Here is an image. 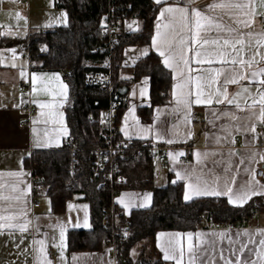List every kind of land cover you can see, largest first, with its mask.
<instances>
[{
  "label": "crops",
  "instance_id": "0c3cea01",
  "mask_svg": "<svg viewBox=\"0 0 264 264\" xmlns=\"http://www.w3.org/2000/svg\"><path fill=\"white\" fill-rule=\"evenodd\" d=\"M152 1L159 10L151 42L124 49L119 76L121 80H131L137 63L155 54L172 75L171 91L165 104L151 109L150 79L143 77L130 84L125 97L127 107L119 128L121 138L167 147L170 150L168 166L161 168L154 164L155 187L182 184L186 203L219 198L235 208L244 207L254 199H260L261 204L245 226L217 224L213 227L212 222L209 227L195 231L158 232L154 241H143L135 246L131 258L136 262L152 254L155 261L176 264L175 259H164L165 250L172 255L173 249L184 246L182 264H189L187 237L191 234V243L202 252L196 264L201 261L208 264L209 260L212 264H225V260L237 258L241 264H246L249 259L264 264V259L258 260L256 255L264 252L259 243L264 240V195L252 196L239 204L230 203L228 195L224 194L197 195L189 187H203L205 181L213 186L211 182L216 180L214 187L223 192L225 180L234 178L235 183L230 186L237 192L253 180V175L255 181H259L256 171L264 166L261 159L264 156V120L260 118L262 106L258 103L259 90L264 89V84L260 83L264 80V74H261L264 60L256 53H264V26L260 21L264 17V6L261 0ZM221 4L224 7H212ZM167 8L184 9L185 13L165 12ZM196 12L223 29L212 27L206 33L202 32L208 39L207 44L200 41L203 48L193 43ZM201 23L207 26L206 20L202 19ZM67 24V12L58 6L57 0H0V30L13 43L0 50V217H14L11 223L27 226L23 232L18 228H0V264H114L111 253L102 248L69 251V233L92 228L88 202L77 196L61 212H55L47 192L36 197L33 193V173L28 165L33 154L60 150L70 137L66 115L69 88L63 71L39 70L34 66L25 54L26 42L33 33ZM143 29L144 21L132 16L121 22L120 33L130 35ZM224 39L233 42L241 39V57L245 60L254 57L257 63L247 68L217 62L220 57L216 53L222 50ZM190 49L211 55L196 57ZM161 51L164 56L160 55ZM228 51L231 52V48ZM182 56L187 59V66L182 63ZM165 59H170L173 66H166ZM196 59H212L213 62L197 64ZM218 70H223L224 75L217 76L214 82L206 79L208 72ZM252 72L257 75L252 76ZM238 73L244 78L236 83L226 81L225 77L230 80ZM197 77H204L200 80L201 103H195ZM209 93L211 103H206L204 99ZM253 99L257 103L254 104ZM28 106L32 108L31 114L25 109ZM141 110L151 111L150 121H143ZM181 156H187L189 160L181 163L178 160ZM260 185L264 182L259 181V185L252 187L255 191H264ZM186 195L192 198L185 199ZM35 200L40 202L39 208L34 207ZM152 202L153 191L146 189H124L117 199L118 207L127 219L134 210L150 208ZM85 217L88 227L83 226ZM5 222L0 220V223ZM78 223L81 227H76ZM242 245L246 247L241 250Z\"/></svg>",
  "mask_w": 264,
  "mask_h": 264
},
{
  "label": "trees",
  "instance_id": "16d2710c",
  "mask_svg": "<svg viewBox=\"0 0 264 264\" xmlns=\"http://www.w3.org/2000/svg\"><path fill=\"white\" fill-rule=\"evenodd\" d=\"M111 1L116 7L131 6V12L120 11L119 17L135 16L144 21L142 32L130 35L120 33L112 56L116 90L120 92L139 79L148 77L151 81V109L165 104L171 91L172 75L157 55L151 54L139 61L131 80L124 81L119 76L124 49L151 42L159 6L152 0ZM57 4L67 12L68 24L31 34L26 48L37 69L65 73L69 88L67 124L70 137L74 140L73 146L83 151L80 156L84 164L75 175H71L69 152L62 148L35 152L28 165L33 176L40 177L48 187L47 195L51 199L53 211L61 212L77 196L89 203L92 228L89 231H71L68 247L70 252L98 251L113 234L108 217L111 198L101 180H90L87 159L91 150L106 145L103 137L106 127L102 118L108 108V94L105 90L87 86L86 75L91 69H99L106 60L107 40L101 28L108 12L109 0H57ZM122 21L123 18L120 23ZM10 46L13 43L0 30V50ZM126 107L124 103L118 112V129ZM150 110L140 111L143 121L151 120ZM120 138L118 132L117 139ZM145 146L148 144L135 141L123 155L118 154L116 157L120 174L127 178L123 190L153 191L152 206L132 211L128 218V235L122 237L118 234L116 238L120 264H163L152 258L134 262L131 258L132 250L143 241H154L156 234L162 231H195L209 227L212 222L236 226L243 219H252L256 209L260 208V199H254L241 208L232 207L225 199L219 198L197 199L186 203L182 184L155 187V163L148 153L136 158L138 149ZM121 230L122 227L119 228Z\"/></svg>",
  "mask_w": 264,
  "mask_h": 264
},
{
  "label": "built area",
  "instance_id": "2783aa9c",
  "mask_svg": "<svg viewBox=\"0 0 264 264\" xmlns=\"http://www.w3.org/2000/svg\"><path fill=\"white\" fill-rule=\"evenodd\" d=\"M25 2L27 0H19ZM131 12L132 8L130 5H122L116 7L109 0L108 12L105 16V22L102 25L101 33L106 38L107 44L105 47L106 60L99 66V69H91L86 75V85L89 87H96L105 90L108 94V108L104 113L102 122L106 127V131L103 134L106 142L105 146L95 148L90 151L89 158L87 159L90 180L96 182L101 180L102 186L110 193L111 204L108 209V217L110 218L111 225L113 228V234L111 238L105 240L102 244V249L111 253L114 264H120L117 254V241L118 234L125 237L128 235L129 222L124 216L121 209L118 207L117 199L123 191V187L127 184V178L120 174L116 157L118 154L123 155L129 148L132 147L133 142H129L125 139H117V134L120 130L117 127L118 112L125 103L126 98L116 90L114 84L113 67H112V56L116 44L119 41L120 30H121V19H125L122 16L119 17V12ZM261 24L264 26V17L261 18ZM25 54L30 57V51L28 47L25 50ZM24 88L30 86L23 85ZM26 111L31 114L32 108L30 106L25 108ZM74 140L69 137L63 146L70 155V174L75 175L76 172L84 164V160L81 159L80 149L73 146ZM148 153L151 160L161 168H166L170 160V150L167 147L161 145H148L139 148L137 151V157H141L143 154ZM179 162L186 163L189 158L187 156H181L178 158ZM256 177L259 181L264 182V166L259 167L256 171ZM48 191L42 179L38 176H33V193L34 196L44 194ZM34 207L39 208L40 202L35 200ZM258 215V212H256ZM124 218V219H122ZM212 218V216L210 217ZM247 220L243 219L238 222L236 226H245ZM213 227H216V223H212ZM233 227V225H227ZM122 230L119 231V228Z\"/></svg>",
  "mask_w": 264,
  "mask_h": 264
},
{
  "label": "snow or ice",
  "instance_id": "6c2138e0",
  "mask_svg": "<svg viewBox=\"0 0 264 264\" xmlns=\"http://www.w3.org/2000/svg\"><path fill=\"white\" fill-rule=\"evenodd\" d=\"M157 2H159V0H157ZM262 6H264V0H261ZM224 7V5H213L212 7ZM236 7H245L246 5H234ZM181 12L182 15L185 13L184 9H173V8H167L165 9V12ZM163 15V13L161 14ZM206 20L207 21V26H205L204 24L201 23V20ZM212 27H215L217 30L222 31L223 29H221L219 24L213 25L212 22L210 20H208L207 17H202L201 14L199 12L194 13V32H193V43L199 44L200 48H203V44H207L208 43V39L205 35H202V32L206 33L207 31H209ZM229 31H231V29H229ZM159 35V33H158ZM203 41V44L200 43V41ZM217 41H213V43H216ZM260 43V42H258ZM236 45H240V47H236ZM231 48V52L228 51V49ZM192 51L195 52V56L196 57H200L202 55H211L209 53H202L199 49H190ZM243 51V41L241 39H236L234 42L233 41H229L228 39H224L223 41V45H222V50H219L216 55H218L220 57V60L217 61L219 63H230L232 65H244L247 68H251L253 64L257 63V61L255 60V58L253 57V59L251 60H245L243 57H241L240 53ZM258 55H260L261 60H264V53H261L259 51H257ZM161 56H164L165 53L163 51H161L160 53ZM181 61L182 63L187 66L188 65V61L187 59H184V57H181ZM213 60L212 59H196L195 63L197 64H203V63H212ZM166 66L172 67L173 64L170 62V59H165L164 61ZM189 71H192V69H189ZM233 71H235V69H233ZM261 74H264V69L261 70ZM220 75H224L223 70H218V71H210L208 72L206 79L210 80V81H215L217 76ZM252 76L257 75L256 72H252L251 73ZM58 78V77H57ZM204 77H197V83H196V87H197V94H196V100L195 103H201V97L203 96V91H201V84H200V80L203 79ZM244 76L242 74H237V76L232 77L230 80L228 79V77H225L227 82H231V83H236L238 82V79H243ZM260 83L264 84V80H261ZM210 87V85H209ZM244 91H247V89H244ZM260 91V100L258 101V103L262 106L261 107V116L260 118L262 120H264V89L259 90ZM204 102L206 103H211V93L208 94L207 97H205ZM217 102H222L219 99H217ZM229 103H232L231 100L228 101ZM253 103H257V101L255 99H253ZM169 143H171V141H168ZM179 155H183V153H179ZM199 153H197V156L199 157ZM261 159L264 160V156H261ZM179 175V174H178ZM235 183L234 178L232 180H225L224 182V190L223 192L218 191L216 189V187H214V185L217 184L216 180H213L211 182V185H209V182L205 181L203 183V187H201L200 185H189L190 189L195 192L197 195H228L229 197V202L230 203H245L247 202V200L251 199L252 196L255 195H264V191H255L252 187L253 184L259 185V181H255V177L253 175V180L250 181L248 184H246L243 188L239 189L237 192H233V188L230 186L231 184ZM261 188H264V185H260ZM192 196L191 195H186L185 199H191ZM6 199V198H5ZM141 206H145V205H141ZM14 219V217H0V220H4L7 221L5 223H0V228H18L20 231H26L27 230V226L26 225H16L11 223V221ZM84 227H88L87 224V218L85 217V222H84ZM76 227H81V225L78 223L76 225ZM163 235V234H161ZM199 235V234H198ZM223 235V234H221ZM245 235H248L247 233H245ZM61 236H63V232H61ZM188 244H187V253H188V258H189V264H196V261L198 259H200V256L202 254L201 250L193 245L191 243L192 241V235L188 234ZM260 245L262 246V248H264V240L259 241ZM246 247V245H242L241 250ZM185 253V248L184 246H181L178 250L177 249H173V254L169 255L168 251L165 250V256L164 259H175L176 260V264H182L183 261V256ZM177 255L179 256V259H177ZM258 260L259 259H264V252L261 253H256ZM233 256H236V253H233ZM201 264H203V261H201ZM208 264H212V262L209 260ZM225 264H241L239 258H237L235 261L233 260H225ZM246 264H258L257 260H247Z\"/></svg>",
  "mask_w": 264,
  "mask_h": 264
},
{
  "label": "water",
  "instance_id": "95a60500",
  "mask_svg": "<svg viewBox=\"0 0 264 264\" xmlns=\"http://www.w3.org/2000/svg\"><path fill=\"white\" fill-rule=\"evenodd\" d=\"M126 92H127V89L126 88H123L121 91H120V94L125 96L126 95Z\"/></svg>",
  "mask_w": 264,
  "mask_h": 264
},
{
  "label": "rangeland",
  "instance_id": "374dc122",
  "mask_svg": "<svg viewBox=\"0 0 264 264\" xmlns=\"http://www.w3.org/2000/svg\"><path fill=\"white\" fill-rule=\"evenodd\" d=\"M151 252H153V251H151ZM136 256V255H135ZM137 256H138V254H137ZM149 258H153V256H152V254L148 257V259ZM135 260V259H134ZM136 261V260H135ZM136 262H138V261H136Z\"/></svg>",
  "mask_w": 264,
  "mask_h": 264
}]
</instances>
